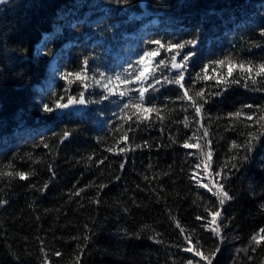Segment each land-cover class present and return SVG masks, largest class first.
Listing matches in <instances>:
<instances>
[{"label": "trees", "instance_id": "16d2710c", "mask_svg": "<svg viewBox=\"0 0 264 264\" xmlns=\"http://www.w3.org/2000/svg\"><path fill=\"white\" fill-rule=\"evenodd\" d=\"M262 31L264 0L0 2V264H264V240H251L264 228V136L250 153L232 147L264 131L254 123L264 115V77L253 72V85L233 67L240 83L223 82L228 61L264 63ZM193 39L177 61L193 53L184 84L190 96L205 92L200 115L165 81L179 74L176 50L160 49L153 67L166 66L144 84L123 83L159 47L152 41ZM205 66L210 78L196 79ZM76 72L87 79H65ZM148 85L145 105L159 114L141 122L124 105ZM81 93L83 106L56 113ZM236 111L252 119L229 115ZM221 184L231 196L222 206L212 194ZM206 209L220 212L218 234Z\"/></svg>", "mask_w": 264, "mask_h": 264}, {"label": "snow or ice", "instance_id": "6c2138e0", "mask_svg": "<svg viewBox=\"0 0 264 264\" xmlns=\"http://www.w3.org/2000/svg\"><path fill=\"white\" fill-rule=\"evenodd\" d=\"M0 2H4V0H0ZM130 2V0H115L116 4H124L127 5ZM76 25H73V27H75ZM262 35H264V31L261 32ZM152 43L158 45L159 47L153 51H146L144 52V54L141 56L140 60L138 61V64L140 65V68L138 70V73L135 75L134 80L133 79H126L123 81V83L125 85L129 84V83H133V82H140L141 84H144L146 81H148L152 76H154L155 71H156V67L160 66V65H165V61L163 59L159 60L158 65L156 67H153V60L155 57H157L160 54V49H165L166 51H175V55L171 56V68L175 69L178 71V75L174 78V79H168L167 77H165V81L167 83H175L177 84L180 88L184 89V93L183 96L178 97L179 99H187L191 102V107L194 108L195 113L197 115H200L202 112V108H203V104L207 102V98H206V94L203 90L198 91L195 93V97L190 96L189 95V91L188 89L185 88V84H184V71L183 69H186L188 67V64L190 62V58L193 55L192 52H189L187 54H184L181 61L178 63L177 62V56L181 55V51L183 49H185L186 47H192L194 48L196 46L197 41L195 39L193 40H188L185 41L183 43H168L167 45H165L164 43H162L160 40H154L152 41ZM89 61L87 59H85L83 61V65L86 67L88 65ZM217 65H224L226 63V60H217L214 62ZM229 63V71H228V76L231 77V80L229 81H223L225 83H240V80L236 79L235 77H233L232 72H233V67L238 68V70L241 73H245L247 75V79H250L252 84L255 85L257 83V80L254 79L252 77V73H255V76L257 77H264V63H261L259 65H252L251 63L245 64L243 62L239 63V64H233L231 61H228ZM206 69L207 66H205V74L203 77H201V75L198 73L196 75V79H209L210 77L207 76L206 74ZM101 75H103V73H101ZM69 76H72L75 78V80H80V81H85L87 79V74L86 72H76V73H67L65 75V79H67ZM117 81H120V77L117 76L115 78ZM74 81L70 80L69 83H72ZM111 83V80L109 81ZM156 83L159 84L160 80H156ZM219 83V82H218ZM247 86V85H245ZM105 89L107 90V92L109 93V95H120V96H125L126 93L123 91H120L119 93L116 92L115 88H110L108 87V85L104 86ZM154 88L153 85H148L146 87H141L138 92H139V100L136 103H129V104H125L124 108L127 109L129 107L133 108L136 110V112L134 113V115L137 116V119L140 120L141 122H143V120H147L149 118L148 114L151 112H157V115L159 114L158 110L155 108V106L152 107H147L145 105V99H146V93L149 91V88ZM213 95H220L219 92L213 93ZM105 99H107V96L105 97ZM75 103H79V104H84V98H83V93H81L80 99L77 101L76 98L74 97H69L68 98V102L67 103H59L57 102L55 107L56 109H66L68 108L70 105H73ZM245 107L247 108H252V105H246ZM44 111L45 112H52L53 108L49 107L48 105L44 106ZM230 116L239 119L242 115H246L247 119L251 120L252 119V115L250 114H244L242 113V111H236L235 113H230ZM124 119L126 120H131L132 117L131 116H126L124 117ZM261 121H264V115L259 116L254 123L257 125H260L261 128H264V124L261 123ZM185 127H188V123H187V118L185 119ZM201 127H203V125H201ZM70 135L69 132H65L64 133V137L67 138ZM204 135H208L207 130H205ZM264 136V131L258 132V133H249L248 134V139L242 143V144H237L235 142H233L232 147L234 149H243L245 151V153H250L253 149V147L255 146V144L260 140V138ZM124 139H127V134L125 133ZM185 147H195L196 145H189L187 142L184 145ZM109 151H111V149H109ZM123 151V149H122ZM207 158L210 160L211 159V152L209 151L207 153ZM250 157L248 155H245L243 157L244 160L249 159ZM233 167H235L236 165H232ZM199 167V166H198ZM205 168H207V164L205 163ZM6 175H13V173H5ZM16 176H18L21 180L27 179L28 178V173L25 172H16L15 173ZM216 175H220L219 172L216 173ZM203 187H207V185H201ZM45 187H47V185H45ZM209 191H212L211 188H209ZM79 193H77L78 195ZM212 194L214 196H216L219 199V204L222 206L227 200L231 199V196L228 194L227 191L224 190V186L221 184L219 185V187L217 188L216 191H212ZM264 207V206H262ZM206 211H209V214L211 215L212 219L210 221L211 224L215 225L217 223V217L220 215L219 210L212 212L208 209H206ZM197 219H201L200 217H197ZM177 227L179 228L180 225L179 223H177ZM184 230L181 228V232H183ZM213 232L215 233H219V227L217 226L216 228L212 229ZM260 233H264V228H261L259 230V233H257L256 235H253L251 240L254 241L256 243V245H260L261 241L264 240V236H261ZM186 239H190L188 237H186ZM198 243V242H197ZM186 251H192V248H186ZM219 249H217L218 251ZM196 255H201V253L196 252ZM57 255H59V253H57ZM212 255H215V252L212 253ZM203 259H207V257H202ZM188 264H193V261L189 260ZM198 264V262H197ZM208 264H212L211 260H208Z\"/></svg>", "mask_w": 264, "mask_h": 264}, {"label": "rangeland", "instance_id": "374dc122", "mask_svg": "<svg viewBox=\"0 0 264 264\" xmlns=\"http://www.w3.org/2000/svg\"><path fill=\"white\" fill-rule=\"evenodd\" d=\"M177 62H178V61H177ZM178 63H179V62H178ZM173 71L178 72V71L175 70V69H173ZM75 105H77V106H78V105L83 106L84 104H75ZM217 226H219V225H216V224L213 225V224L210 223V228H212V229H213V228H216ZM219 229H220V227H219Z\"/></svg>", "mask_w": 264, "mask_h": 264}, {"label": "water", "instance_id": "95a60500", "mask_svg": "<svg viewBox=\"0 0 264 264\" xmlns=\"http://www.w3.org/2000/svg\"><path fill=\"white\" fill-rule=\"evenodd\" d=\"M72 105H70L68 108H66V109H57V113L58 114H61V113H63V112H66L70 107H71Z\"/></svg>", "mask_w": 264, "mask_h": 264}]
</instances>
